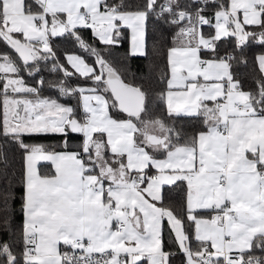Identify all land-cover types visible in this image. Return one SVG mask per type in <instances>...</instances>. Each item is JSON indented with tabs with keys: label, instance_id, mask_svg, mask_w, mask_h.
<instances>
[{
	"label": "snow or ice",
	"instance_id": "6c2138e0",
	"mask_svg": "<svg viewBox=\"0 0 264 264\" xmlns=\"http://www.w3.org/2000/svg\"><path fill=\"white\" fill-rule=\"evenodd\" d=\"M0 264H264V0H0Z\"/></svg>",
	"mask_w": 264,
	"mask_h": 264
},
{
	"label": "trees",
	"instance_id": "16d2710c",
	"mask_svg": "<svg viewBox=\"0 0 264 264\" xmlns=\"http://www.w3.org/2000/svg\"><path fill=\"white\" fill-rule=\"evenodd\" d=\"M205 32L209 31V29L207 27H205L204 29ZM85 37L86 38H90L91 36V31L88 30L84 33ZM150 40H151V37H150ZM57 43H60V41H57ZM120 51H123V49H119ZM261 51V47L258 46V45H253L251 47H249L247 49V54L249 55V57H253L256 53H259ZM151 64V58H149L148 60H145L143 58H134L132 61H131V67H132V70L137 74V76H140V75H145V77L147 76V73L150 71V68L148 67L149 65ZM49 79H55V76H49L48 77ZM254 85L251 83V80L250 79H246L245 80V88L248 89V88H251L253 87ZM46 94H50V95H54L55 93L54 92H49V93H46ZM55 137H40L39 140L41 141H44V142H54L55 141ZM16 167L19 168L21 167V162L19 160V157L17 156V161H16ZM177 200L179 199V197L177 196L176 197ZM3 239H8L7 236H4ZM167 239V237H166Z\"/></svg>",
	"mask_w": 264,
	"mask_h": 264
}]
</instances>
